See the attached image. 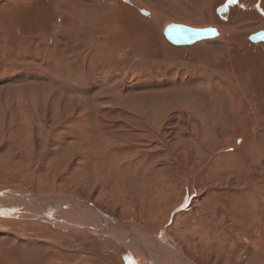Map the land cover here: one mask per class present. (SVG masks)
<instances>
[{
	"label": "rangeland",
	"instance_id": "rangeland-1",
	"mask_svg": "<svg viewBox=\"0 0 264 264\" xmlns=\"http://www.w3.org/2000/svg\"><path fill=\"white\" fill-rule=\"evenodd\" d=\"M170 24L219 36L176 47ZM261 28L264 0H0V192L79 198L142 245L156 231L204 263L264 264ZM12 207L0 264L148 262L79 207Z\"/></svg>",
	"mask_w": 264,
	"mask_h": 264
},
{
	"label": "bare ground",
	"instance_id": "bare-ground-1",
	"mask_svg": "<svg viewBox=\"0 0 264 264\" xmlns=\"http://www.w3.org/2000/svg\"><path fill=\"white\" fill-rule=\"evenodd\" d=\"M204 41H206V40H204ZM17 191H20V190L17 189ZM22 191H24V190H22ZM5 194L8 195V196H10V194H12V193L6 192ZM72 198L73 197L67 196V198H62V199H60L58 201H57V199H51L49 201H46L47 202L46 203L47 206H49L48 210L51 207L54 211L58 210V213L59 212H60V214L66 213V215H67V214H72L74 212V210L79 207L80 211L77 213V214H79L77 217H79L78 219H80V221L83 220V219H87L89 221L92 220V223L94 225L93 224H91V225H93V227L96 228V231L97 232H106V233H108L109 236L112 237L121 248H124L126 251H129V252L138 254V256L140 258H143L145 260L148 259L147 264H218V263L222 264L223 262H225L227 260L226 257H217L218 254L215 255V253L213 252L212 253L213 255L211 257L214 258L215 260L217 258L218 259L217 262L216 263H212V262H206V263H204V260H203V257L204 256L203 257L201 256L202 259H198V258L196 259V258L192 257L194 255H192V254H190L188 252H186L187 253V255H186L185 253H183L178 248H174V249L168 250L167 249V247H168L167 243H171V241H172L171 239L172 238L170 239L166 235H165V237L162 240H160V238H158L157 236H155L153 239H151L153 241L158 240V243L159 244L161 243V246L160 245H156L154 243L152 244L153 241L150 242L147 245H145V244L142 245L139 242L138 238H136V237H134L132 235V233L135 234V235H137V232L139 230L142 231V228L137 227V225H135L133 223H120L119 221L112 223V222L109 221V218L107 216H105L102 212H101V214H102V216H101L96 210L90 209L88 206H85V205L80 206L77 203H75V204L73 203V204L69 205V207H67V208H65L63 210L62 209H56L55 210L53 208L56 203L63 201L65 204H67L69 202V200L72 199ZM21 200L22 199L20 198L18 201H21ZM51 202H53L54 205H52ZM175 205H177V203ZM17 209H19V208H17ZM205 211H207L206 212L207 215L206 214H203L204 217L205 216H209V213L210 212L211 213L212 212L213 213H217V215H218V212L217 211H214V210L211 211L208 208ZM44 212H46V211H44ZM46 213H48V212H46ZM74 213L76 214V212H74ZM49 215L51 216V214H49ZM48 218H50V217H48ZM225 218H226V214L225 215L223 214L222 219L224 220ZM71 219H72V217L70 219H69V217L67 219L66 218L65 219L63 218V220H65V221H71ZM261 220L262 221H261L260 224H263L264 225V216L261 217ZM85 222H86V220H85ZM87 223H90V222H87ZM219 224L222 225L223 224V221L220 222ZM113 225H115V226L111 228V226H113ZM121 225H122V227H124V228L127 229V231H128L127 234H123V233L121 234V233H119L117 231V229L120 228ZM77 226H79V225H77ZM87 226H88L89 229L93 228V227H90V224H87ZM116 226H118V227H116ZM68 228H71V227L68 226ZM255 239L254 240L256 242L257 241L259 242V247L256 249V252L257 251L258 252H261L262 253V256H263L264 255V232L259 231L258 232V235L255 236ZM245 242L246 243L248 242L247 239H245ZM162 245H165V247L162 246ZM205 258H206V255H205ZM140 260L142 261V259H140ZM142 262L144 264V261H142Z\"/></svg>",
	"mask_w": 264,
	"mask_h": 264
},
{
	"label": "water",
	"instance_id": "water-1",
	"mask_svg": "<svg viewBox=\"0 0 264 264\" xmlns=\"http://www.w3.org/2000/svg\"><path fill=\"white\" fill-rule=\"evenodd\" d=\"M218 14L220 17L224 18L226 16V7H220L218 10ZM140 14L144 16H148L149 13L145 10H140ZM163 36L164 38L173 46L176 47H187L191 46L197 42L214 39L219 36L218 31L214 28H194L182 24H170L163 30ZM248 40L251 43H259L264 42V29L259 30L255 33H252L248 36ZM5 191V192H4ZM0 192V201L4 202H13L18 201L20 198L22 199V204H29L34 203V201L38 202H45L51 200L50 198H56L57 201L62 198H67V196H61V195H52V194H35L30 191H17L12 189H7ZM6 192L12 193L10 196H6ZM2 193V194H1ZM77 203L80 206H88L90 209L96 210L101 216V211L92 203L85 202L81 199L72 198L69 200L67 204H65L63 201L58 202L53 207L56 209H65L69 207L71 204ZM38 210L41 209V207L37 206ZM18 214L17 208H10L7 210L0 211V217H13L12 215ZM21 214V213H20ZM42 216L46 214V212L41 213ZM41 216V215H40Z\"/></svg>",
	"mask_w": 264,
	"mask_h": 264
},
{
	"label": "crops",
	"instance_id": "crops-1",
	"mask_svg": "<svg viewBox=\"0 0 264 264\" xmlns=\"http://www.w3.org/2000/svg\"><path fill=\"white\" fill-rule=\"evenodd\" d=\"M154 234H155V236H157V237L160 238L161 240L164 238V235H165V234L162 233V232H161V233H158V232H156V231H155L153 234H151V235H154ZM160 236H161V237H160ZM169 256H170V255H169ZM145 262H146V261H145ZM146 264H147V263H146Z\"/></svg>",
	"mask_w": 264,
	"mask_h": 264
},
{
	"label": "flooded vegetation",
	"instance_id": "flooded-vegetation-1",
	"mask_svg": "<svg viewBox=\"0 0 264 264\" xmlns=\"http://www.w3.org/2000/svg\"><path fill=\"white\" fill-rule=\"evenodd\" d=\"M223 7H226L225 5ZM264 28H261L260 30H263ZM258 44V43H257Z\"/></svg>",
	"mask_w": 264,
	"mask_h": 264
},
{
	"label": "snow or ice",
	"instance_id": "snow-or-ice-1",
	"mask_svg": "<svg viewBox=\"0 0 264 264\" xmlns=\"http://www.w3.org/2000/svg\"><path fill=\"white\" fill-rule=\"evenodd\" d=\"M230 2H234V0H230Z\"/></svg>",
	"mask_w": 264,
	"mask_h": 264
}]
</instances>
